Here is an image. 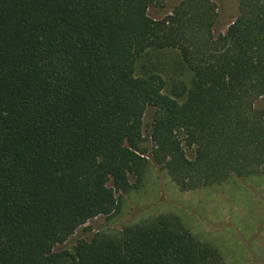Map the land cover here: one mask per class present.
<instances>
[{
	"label": "trees",
	"instance_id": "1",
	"mask_svg": "<svg viewBox=\"0 0 264 264\" xmlns=\"http://www.w3.org/2000/svg\"><path fill=\"white\" fill-rule=\"evenodd\" d=\"M236 1L216 34L213 0H0V264H227L169 213L57 246L122 212L150 150L184 191L264 175V0ZM169 48L190 86L136 74Z\"/></svg>",
	"mask_w": 264,
	"mask_h": 264
},
{
	"label": "rangeland",
	"instance_id": "2",
	"mask_svg": "<svg viewBox=\"0 0 264 264\" xmlns=\"http://www.w3.org/2000/svg\"><path fill=\"white\" fill-rule=\"evenodd\" d=\"M179 1L168 0L165 7L152 8L150 16L163 17ZM213 1L218 10L214 30L219 34L238 15V3ZM146 70L160 71L168 87L176 83L191 85L192 72L177 49L146 53L137 63L136 74L143 75ZM255 107L264 113V96ZM145 134H149L147 125ZM144 145L151 149V138ZM146 155L149 167L144 185L126 195L122 212L113 219L102 215L89 220L57 249H73L80 240H91L99 232L116 233L126 224L169 213L179 216L199 239L215 246L227 264H264V175L234 176L221 184L184 191L154 161L151 150ZM187 155L192 157V151L188 149Z\"/></svg>",
	"mask_w": 264,
	"mask_h": 264
}]
</instances>
